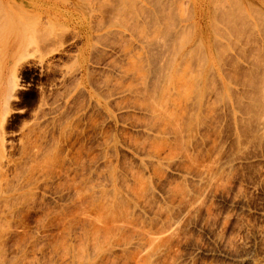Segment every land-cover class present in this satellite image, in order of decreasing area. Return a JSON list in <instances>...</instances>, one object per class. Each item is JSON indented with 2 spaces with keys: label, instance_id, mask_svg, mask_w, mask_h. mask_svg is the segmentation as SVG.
<instances>
[{
  "label": "rangeland",
  "instance_id": "1",
  "mask_svg": "<svg viewBox=\"0 0 264 264\" xmlns=\"http://www.w3.org/2000/svg\"><path fill=\"white\" fill-rule=\"evenodd\" d=\"M101 1L0 0V264H264V0Z\"/></svg>",
  "mask_w": 264,
  "mask_h": 264
},
{
  "label": "bare ground",
  "instance_id": "2",
  "mask_svg": "<svg viewBox=\"0 0 264 264\" xmlns=\"http://www.w3.org/2000/svg\"><path fill=\"white\" fill-rule=\"evenodd\" d=\"M102 1H104V0H102ZM102 1H101V2H102ZM171 1H172V0H170V4H171ZM221 1H222V0H221ZM234 1H236V0H234ZM173 2H174V1H173ZM199 2H200V1H199ZM215 2H216V1H215ZM217 2H218V1H217ZM222 2H223V1H222ZM237 2H238V1H237ZM248 2H249V1H248ZM109 3H110V2L108 1V4H109ZM177 3H179V2H177ZM200 3H201V2H200ZM204 3H205V1H204ZM204 3H203V4H204ZM230 3H231V2H230ZM254 3H255V2H254ZM164 4H165V3H164ZM183 4H184V3H183ZM201 4H202V3H201ZM203 4H202V5H203ZM206 4H207V3H206ZM218 4H219V3H218ZM226 4H227V3H226ZM196 5H198V4H196ZM138 6H139V5H138ZM216 6H217V5H216ZM235 6H236V5H235ZM251 6L253 7L254 4L251 5ZM130 7H131V6H130ZM155 7H156V6H155ZM206 7H207V6H206ZM206 7L204 8L205 10H207ZM220 7L222 8L221 5H220ZM232 7H233V6H232ZM135 8H136V7H135ZM138 8H139V7H138ZM168 8H169V7H168ZM170 8H171V6H170ZM199 8H201V7H199ZM214 8H215V7H214ZM217 8H218V7H217ZM223 8H225V7H223ZM239 8H240V7H239ZM255 8H256V7L254 6V9H255ZM259 8H260V7H259ZM122 9H123V8H122ZM133 9H134V8H133ZM141 9H142V8H141ZM201 9H202V8H201ZM201 9H200V10H201ZM227 9H228V8H227ZM249 9H250V8H249ZM100 10H101V9H100ZM178 10H179V9H178ZM197 10H199V9H197ZM205 10H202V12L205 11ZM221 10H222V9H221ZM223 10H224V9H223ZM240 10H242V8H241ZM251 10H252V8H251ZM3 11H4V10H3ZM167 11H168V10H167ZM182 11H183V10H182ZM215 11H216V10H215ZM242 11H243V10H242ZM242 11H241V12H242ZM115 12H116V11H115ZM174 12H176V11H174ZM178 12H179V11H178ZM195 12H197V11H195ZM225 12H226V11H225ZM229 12H230V11H229ZM244 12H245V11H244ZM255 12H256V10H255ZM168 13H169V12H168ZM181 13H182V12H181ZM181 13H180V15H181ZM186 13H187V12H186ZM206 13H207V12H206ZM210 13H211V12H210ZM210 13H209V14H210ZM221 13H222V12H221ZM238 13H239V11H238ZM115 14H116V13H115ZM130 14H131V13H130ZM132 14H133V13H132ZM162 14H163V12H162ZM165 14H166V12H165ZM197 14H198V13H197ZM202 14H204V12H203ZM235 14H236V12H235ZM239 14H241V13H239ZM245 14H246V13H245ZM245 14H243V15H245ZM0 15H1V12H0ZM111 15H112V14H111ZM141 15H142V14H141ZM174 15H175V13H174ZM200 15H201V14H200ZM204 15H205V14H204ZM206 15H207V14H206ZM222 15H223V14H222ZM225 15H226V14H225ZM231 15H232V14H231ZM120 16H121V15H120ZM166 16H167V14H166ZM181 16H183V14H182ZM186 16H187V15H186ZM256 16H259V15H256ZM115 17H116V16H115ZM176 17H177V16H176ZM199 17H201V16H199ZM205 17H208V16H205ZM209 17H210V16H209ZM209 17H208V18H209ZM236 17H237V16H236ZM24 18H25V17H24ZM26 18H27V17H26ZM166 18H167V17H166ZM169 18H170V17H169ZM201 18H202V17H201ZM211 18H212V16H211ZM213 18H214V17H213ZM226 18H227V17H226ZM262 18H263V17H262ZM0 19H1V18H0ZM27 19H28V18H27ZM123 19H124V17L122 18V21H123ZM180 19H181V18H180ZM209 19H210V18H209ZM229 19H230V18H229ZM245 19H246V18H245ZM150 20H151V19H150ZM166 20H167V19H166ZM236 20H237V19H236ZM236 20H235V21H236ZM170 21H172V19H171ZM201 21H202V20H201ZM215 21H216V20H215ZM228 22H229V20H228ZM228 22H227V23H228ZM233 22H234V21H233ZM237 22H238V20H237ZM122 23H123V22H122ZM165 23H166V22H165ZM210 23H211V21H210ZM210 23H209V24H210ZM154 24H155V23H154ZM168 24H169V22H168ZM220 24H221V23H220ZM236 24H237V23H236ZM243 24H244V23H243ZM248 24H249V23H248ZM0 25H1V24H0ZM120 25H121V24H120ZM206 25H207V23H206ZM229 25H230V24H229ZM234 25H235V24H233V26H234ZM238 25H239V24H238ZM252 25H253V24H252ZM252 25H251V26H252ZM172 26H173V24H172ZM239 26H240V25H239ZM242 26H243V25H242ZM0 27H2V25H1ZM161 27H162V26H161ZM166 27H168V26H166ZM169 27H170V26H169ZM236 27H237V25H236ZM236 27H235V28H236ZM229 28H230V27H229ZM229 28H228V29H229ZM250 28H251V27H250ZM169 29H170V28H169ZM173 29H174V28H173ZM187 29H188V28H187ZM205 29H206V28H205ZM210 29H211V28H210ZM236 29H237V28H236ZM0 30H1V29H0ZM163 30H164V29H163ZM211 30H212V29H211ZM216 30H217V29H216ZM229 30H230V29H229ZM240 30H241V29H240ZM259 30H260V29H259ZM261 30H262V29H261ZM31 31H32V30H31ZM212 31H213V30H212ZM263 31H264V30H263ZM139 32H140V31H139ZM196 32H197V30L195 31V33H196ZM215 32H216V31H215ZM232 32H233V31H232ZM232 32H231V33H232ZM249 32H250V31H249ZM155 33H156V32H155ZM199 33L201 34L202 32L199 31ZM206 33H207V32H206ZM216 33H217V32H216ZM141 34H142V33H141ZM197 34H198V33H197ZM212 34H213V33H212ZM232 34H233V33H232ZM204 35H205V34H204ZM240 35H241V34H240ZM31 36H32V35H31ZM194 36H195V35H194ZM205 36H206V35H205ZM184 37H187V36H184ZM151 38H152V37H151ZM182 38H183V37H182ZM163 39H164V38H163ZM177 39H178V38H177ZM185 39H187V38H184L183 40H185ZM173 40H174V39H173ZM179 40H180V39H179ZM200 40H202V39H200ZM175 41H176V40H175ZM191 41H192V40H191ZM204 41H207V40L205 39ZM212 41H213V40H212ZM166 42H167V41H166ZM186 42H187V41H186ZM172 43H173V42H172ZM198 43H200V42L198 41ZM205 43H206V42H205ZM168 44H169V43H168ZM168 44H167V46H168ZM182 44H184V43H182ZM200 44H201V43H200ZM29 46H30V45H29ZM195 46H196V45H195ZM200 46H201V45H200ZM200 46H199V47H200ZM173 47H174V46H173ZM175 47H176V46H175ZM177 47H179V46H177ZM180 47H182V45H180ZM192 47L194 48V45H193ZM197 47H198V46H197ZM204 47H205V48H204V50H205L207 46L205 45ZM208 47H210V45H208ZM212 47H213V46H212ZM213 48H214V47H213ZM191 49H192V48H191ZM206 50H207V49H206ZM191 51H192V50H191ZM190 53H191V52H190ZM192 53H193V52H192ZM192 53H191V54H192ZM202 53H203V52H202ZM170 54H171V53H170ZM217 54H218V53H217ZM155 55H156V54H155ZM189 55H190V54H189ZM205 57H206V55H205ZM197 58H198V57H197ZM200 58H201V57H200ZM174 59H175V58H174ZM219 63H220V62H219ZM205 64H206V63H205ZM172 65H173V64H172ZM201 66H202V65H201ZM204 66H205V65H204ZM259 66L261 67V65H259ZM171 68H172V67H171ZM263 70H264V69H263ZM178 73H179V72H178ZM184 73H185V72H184ZM179 74H180V73H179ZM190 74H191V73H190ZM181 75H182V74H181ZM190 76H191V75H190ZM180 77H181V76H180ZM186 77H187V76H186ZM192 77H193V76H192ZM188 78H189V77H187V79H188ZM175 79H176V78H175ZM180 79H181V78H180ZM176 80H177V79H176ZM183 80H184V77H183ZM171 82H172V81H171ZM179 82H180V81H179ZM179 84H180V83H179ZM181 84H182V82H181ZM181 84H180V85H181ZM262 84H263V82H262ZM180 85H179V86H180ZM184 85H185V84H184ZM254 85H255V84H254ZM263 85H264V84H263ZM169 86H171V85H169ZM175 86H176V85H175ZM186 86H187V85H186ZM252 86H253V85H252ZM167 88H169V87H167ZM184 88H185V87H184ZM257 88H258V87H257ZM181 89H182V88L180 87L179 90H181ZM186 89H187V88H186ZM163 90H164V89H163ZM189 91H190V90H189ZM168 92H169V91H168ZM179 92L181 93V91H179ZM190 92H191V91H190ZM187 94H188V93H187ZM181 95H183V94H181ZM255 97H256V96H255ZM262 97H263V96H262ZM186 98H187V97H186ZM256 98H257V97H256ZM162 102H163V101H162ZM1 188H2V187H1ZM82 190H84V189H82ZM84 191H86V189H85ZM84 191H83V192H84ZM0 193L3 194L2 192H0ZM85 193H86V192H85ZM79 194H80V193H79ZM3 197H4V196H3ZM81 197H82V196H81ZM0 198H1V196H0ZM9 198H11V197H9ZM82 198H83V197H82ZM1 200H2L3 202H6L8 199L5 201V198H2ZM15 200H16V199H15ZM18 201H19V200H18ZM7 202H9V200H8ZM7 202H6V204H8Z\"/></svg>",
  "mask_w": 264,
  "mask_h": 264
}]
</instances>
